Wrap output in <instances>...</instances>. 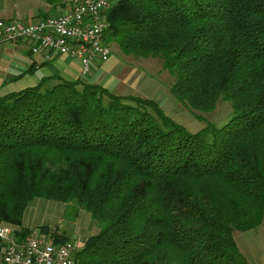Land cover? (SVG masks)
Here are the masks:
<instances>
[{
  "label": "trees",
  "instance_id": "16d2710c",
  "mask_svg": "<svg viewBox=\"0 0 264 264\" xmlns=\"http://www.w3.org/2000/svg\"><path fill=\"white\" fill-rule=\"evenodd\" d=\"M107 21L108 47L163 59L194 116L223 99L233 117L191 133L153 99L59 76L1 96L0 225L23 241L44 199L98 226L74 264H250L235 235L264 221V0H115Z\"/></svg>",
  "mask_w": 264,
  "mask_h": 264
},
{
  "label": "built area",
  "instance_id": "2783aa9c",
  "mask_svg": "<svg viewBox=\"0 0 264 264\" xmlns=\"http://www.w3.org/2000/svg\"><path fill=\"white\" fill-rule=\"evenodd\" d=\"M63 15L33 22L0 19V44L29 40L33 53L47 52L49 59L68 56L81 62L85 76L96 64L106 62L111 51L105 42L109 0H71ZM17 228L0 225L2 264H74L83 245L77 241L56 244L50 237L34 236L19 241Z\"/></svg>",
  "mask_w": 264,
  "mask_h": 264
},
{
  "label": "crops",
  "instance_id": "0c3cea01",
  "mask_svg": "<svg viewBox=\"0 0 264 264\" xmlns=\"http://www.w3.org/2000/svg\"><path fill=\"white\" fill-rule=\"evenodd\" d=\"M70 8L71 3H68L65 8H58L56 11L63 15ZM50 11L51 7L42 0H22L19 2L18 8L17 5L12 7V4H9L8 6V0H0V19L33 22L48 17ZM48 57L47 52L33 53L29 40L0 44V97L35 87L42 79L53 76H59L66 81L86 80L90 83L100 84L117 95L126 96L134 93L131 88L133 85L131 75L124 71L118 73L115 69L116 64L105 66L111 56L102 63L99 70H93L94 66L92 72L87 76L83 74L81 62L77 59L68 56H56L51 59ZM136 96L138 95L136 94ZM36 212V207L32 208L29 213L25 212L23 227L30 233L25 236L24 240L34 236L50 237L51 240H54L55 236L63 235L68 241H74L67 234H59L58 230L53 231V236L41 232L40 228L32 229L30 220L34 218ZM236 241L250 264H264V221L254 230L237 234ZM85 242H81L80 245H84ZM0 264H2L1 261Z\"/></svg>",
  "mask_w": 264,
  "mask_h": 264
},
{
  "label": "rangeland",
  "instance_id": "374dc122",
  "mask_svg": "<svg viewBox=\"0 0 264 264\" xmlns=\"http://www.w3.org/2000/svg\"><path fill=\"white\" fill-rule=\"evenodd\" d=\"M20 1L22 0H8V6L9 4H12V7L17 5L18 8ZM109 1L114 2L115 0ZM59 15H61V12L51 9L47 18ZM110 51L111 58L106 62L105 66L116 64L115 69L118 73L124 71V73L131 75L133 77L131 88L134 93L140 97H146L158 102L169 117L191 133H197L208 125L222 128L233 117L232 105L223 99H220L214 111L198 113L199 117L194 116L171 93L175 78L165 68L163 59H144L127 56L117 45H112ZM102 65L96 64L93 70H99ZM134 93L133 95H136ZM35 207L37 214L30 220L32 229L48 227L50 233L58 230L59 234H67L71 239L79 243L85 242V239L98 232V226L92 219L91 214L84 210L77 212V205L75 204L36 199L30 204L26 212L29 213ZM237 234H240V232H237L235 237H237Z\"/></svg>",
  "mask_w": 264,
  "mask_h": 264
}]
</instances>
